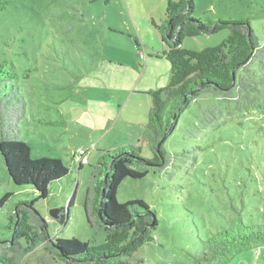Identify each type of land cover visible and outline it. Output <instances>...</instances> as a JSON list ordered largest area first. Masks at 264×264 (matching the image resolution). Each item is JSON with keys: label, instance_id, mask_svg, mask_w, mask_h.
Listing matches in <instances>:
<instances>
[{"label": "rangeland", "instance_id": "374dc122", "mask_svg": "<svg viewBox=\"0 0 264 264\" xmlns=\"http://www.w3.org/2000/svg\"><path fill=\"white\" fill-rule=\"evenodd\" d=\"M262 3L195 0L193 15L248 19L263 46ZM165 19L166 0H7L0 10V61L14 63L15 85L27 103L19 137L29 144L33 158L58 157L71 169L50 184L46 198L35 202L53 239L105 241V230L91 226L84 211L99 149L140 143L143 155H152L140 121H148L153 106L148 91L170 82L171 64L161 48L167 45L156 26ZM229 33L223 28L186 36L183 46L201 50ZM258 63L256 59L251 66ZM120 91L127 103L117 120L106 95ZM236 100L212 91L192 100L165 142L170 165L121 182L119 202L143 199L158 212L157 239L136 252L133 264H192L187 250L199 245L200 236L224 228L237 211L246 223L263 220L264 112L237 108ZM81 149L89 162L78 169L74 154ZM7 192L11 195L0 206L1 239L11 235L13 204L35 198L36 190L10 178L0 152V199ZM73 194L69 218L62 223L60 212L58 218L51 212L63 207L65 213ZM22 264L68 263L41 241ZM228 264H264V245Z\"/></svg>", "mask_w": 264, "mask_h": 264}, {"label": "trees", "instance_id": "16d2710c", "mask_svg": "<svg viewBox=\"0 0 264 264\" xmlns=\"http://www.w3.org/2000/svg\"><path fill=\"white\" fill-rule=\"evenodd\" d=\"M264 9V0H262ZM7 0H0V10ZM195 0H166L165 23L158 26L167 48L171 75L167 86L148 91L153 106L148 115L143 139L151 156L143 155L140 143L99 149L86 190L84 211L91 226L105 230L100 244L77 237L53 239L48 223L35 206L46 198L50 184L70 175V167L58 157L31 156L29 144L19 137V122L26 115L27 103L15 79L18 73L12 61H0V152L10 178L18 185L30 184L36 190L33 199H19L9 217L11 235L0 238V264H22L23 256L47 241L55 254L68 264H133L136 252L156 240L158 212L143 199L119 202L117 192L127 178L145 177L151 170H163L171 163L165 142L174 131L182 111L205 92L234 96L237 108L264 112V45L258 42L248 19H206L195 17ZM229 28V35L219 44L201 50L183 46L186 36L217 32ZM258 59L256 67L251 63ZM208 121L205 122V125ZM84 150V149H83ZM86 151V150H85ZM87 152V151H86ZM78 155V157H77ZM80 151L74 154L81 169L87 162ZM11 195L0 199L2 206ZM73 194L67 211L60 209V221L69 218ZM264 245V218L246 223L240 211L224 228L206 237L187 254L192 264H228L246 251Z\"/></svg>", "mask_w": 264, "mask_h": 264}, {"label": "crops", "instance_id": "0c3cea01", "mask_svg": "<svg viewBox=\"0 0 264 264\" xmlns=\"http://www.w3.org/2000/svg\"><path fill=\"white\" fill-rule=\"evenodd\" d=\"M154 46H156V44ZM161 48H162V50L165 49V47H161ZM121 94H122V92L120 91V92H116V93L106 95L108 97L105 96L108 99V101L110 102V104L112 105V107H111L112 113H117L116 117H115L117 120L119 119V117L122 116V113L124 112V109H125L126 103H127L126 99H125V102H123V97L121 96ZM150 109H151V107L148 110L150 111ZM149 111H148V115H149ZM129 119H131V118H129ZM131 121L132 122H130L129 128L133 127V120H131ZM140 122L142 124L146 125L148 121L147 122L140 121ZM102 149H105V148H102Z\"/></svg>", "mask_w": 264, "mask_h": 264}, {"label": "built area", "instance_id": "2783aa9c", "mask_svg": "<svg viewBox=\"0 0 264 264\" xmlns=\"http://www.w3.org/2000/svg\"><path fill=\"white\" fill-rule=\"evenodd\" d=\"M141 57H142L143 59H146V55L143 54V53L141 54ZM80 153L84 155V156L82 157V160H83L84 162H87V161H88V155H87V152H86L85 150L81 149V150H80Z\"/></svg>", "mask_w": 264, "mask_h": 264}, {"label": "water", "instance_id": "95a60500", "mask_svg": "<svg viewBox=\"0 0 264 264\" xmlns=\"http://www.w3.org/2000/svg\"><path fill=\"white\" fill-rule=\"evenodd\" d=\"M59 212H60V209L59 208H55L52 210L51 214L53 217L55 218H58L59 217Z\"/></svg>", "mask_w": 264, "mask_h": 264}]
</instances>
